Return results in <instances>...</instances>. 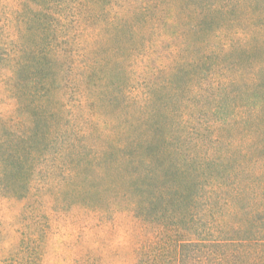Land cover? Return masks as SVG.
Listing matches in <instances>:
<instances>
[{
    "label": "trees",
    "instance_id": "trees-1",
    "mask_svg": "<svg viewBox=\"0 0 264 264\" xmlns=\"http://www.w3.org/2000/svg\"><path fill=\"white\" fill-rule=\"evenodd\" d=\"M229 1L0 0V196L44 172L142 229L264 224L262 45L196 38Z\"/></svg>",
    "mask_w": 264,
    "mask_h": 264
},
{
    "label": "rangeland",
    "instance_id": "rangeland-1",
    "mask_svg": "<svg viewBox=\"0 0 264 264\" xmlns=\"http://www.w3.org/2000/svg\"><path fill=\"white\" fill-rule=\"evenodd\" d=\"M209 2L213 0H202ZM229 2L227 15L216 23L202 21L196 38L204 40L219 30L220 40L210 38L211 44L234 55L262 45L253 53L256 60L263 58L264 0H245L246 9L236 0ZM6 11L0 12V30ZM43 174L29 196H0V264H264V224L241 230L142 229L131 214L100 216L95 205H104L105 198L94 202V196H59L64 192L59 176ZM148 248L150 254L140 261Z\"/></svg>",
    "mask_w": 264,
    "mask_h": 264
}]
</instances>
